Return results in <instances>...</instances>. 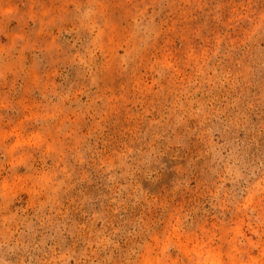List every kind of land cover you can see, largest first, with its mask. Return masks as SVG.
Listing matches in <instances>:
<instances>
[{"label":"rangeland","instance_id":"rangeland-1","mask_svg":"<svg viewBox=\"0 0 264 264\" xmlns=\"http://www.w3.org/2000/svg\"><path fill=\"white\" fill-rule=\"evenodd\" d=\"M0 264H264V0H0Z\"/></svg>","mask_w":264,"mask_h":264}]
</instances>
